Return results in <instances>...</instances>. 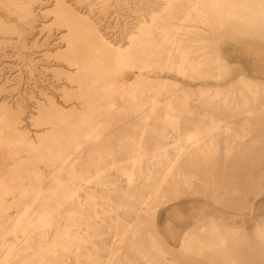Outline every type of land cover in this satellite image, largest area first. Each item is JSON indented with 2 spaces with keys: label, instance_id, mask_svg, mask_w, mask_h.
Here are the masks:
<instances>
[{
  "label": "bare ground",
  "instance_id": "1",
  "mask_svg": "<svg viewBox=\"0 0 264 264\" xmlns=\"http://www.w3.org/2000/svg\"><path fill=\"white\" fill-rule=\"evenodd\" d=\"M48 1L0 0V38ZM95 1L116 0L50 2L65 101L40 103L32 134L0 104V264H264L262 212L234 228L201 209L177 247L157 224L182 191L231 195L238 211L264 193V170L244 173L264 164V82L231 75L225 50L264 46V0H146L121 39Z\"/></svg>",
  "mask_w": 264,
  "mask_h": 264
},
{
  "label": "rangeland",
  "instance_id": "2",
  "mask_svg": "<svg viewBox=\"0 0 264 264\" xmlns=\"http://www.w3.org/2000/svg\"><path fill=\"white\" fill-rule=\"evenodd\" d=\"M131 1L130 5H125L116 0L106 7L95 1L89 11L93 18L100 20V25L109 36L121 39L124 37L123 32L129 30L147 6L146 0ZM50 2L51 0L47 2V7L42 11L39 8L36 10L35 21L27 26L22 35H13L8 40L0 38V104L20 106L23 110V123L31 130V134L36 129L33 118L38 105L48 97L58 103L64 102L66 98L63 90L70 86L65 74L68 70L66 63L56 56V51H52L56 45L60 46L64 42L61 29L53 23L49 13L52 7ZM225 50L231 63V75L235 76L241 70L247 76L264 82V46L247 44L245 47L231 46ZM150 77L155 80L180 81L177 75L168 70L160 72L156 69ZM198 83L202 84L203 81ZM199 84L195 81L190 83L194 86ZM263 170L264 164L255 167L245 165L244 173L253 171L257 174ZM244 173H241L242 178ZM245 183L247 189V179ZM256 197L251 199L254 201L252 204L256 202L254 209L251 208L252 204H248L245 211H238L234 208L235 198L231 195H215V201L210 196L195 191H182L177 198L170 197L165 205L158 206L157 224L168 242L177 247L181 233L197 224L195 222L201 209L206 212V216L216 217L223 225L241 228L244 215L264 213V193ZM121 211L124 214V210ZM128 216L132 215L129 213ZM107 243H111L110 236Z\"/></svg>",
  "mask_w": 264,
  "mask_h": 264
}]
</instances>
